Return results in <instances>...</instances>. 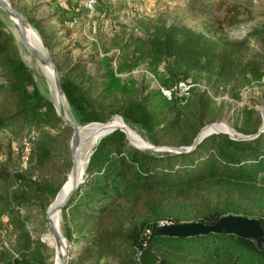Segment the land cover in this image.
I'll return each instance as SVG.
<instances>
[{
    "label": "trees",
    "instance_id": "1",
    "mask_svg": "<svg viewBox=\"0 0 264 264\" xmlns=\"http://www.w3.org/2000/svg\"><path fill=\"white\" fill-rule=\"evenodd\" d=\"M94 3L104 5L101 0ZM214 5L223 8L219 26L238 22L242 13L238 5L226 0H217ZM74 7L69 3L56 6L52 14L65 28L63 34H68V24L87 11ZM102 15L98 10L95 18ZM5 26L0 16V133L5 132L8 150L19 157L20 150L14 153L12 145L27 140L33 166L29 160L13 172L0 169V227L6 229L8 224L15 237L10 250L0 251V264H41L37 253V247L42 246L40 237L33 241L31 234L39 235L37 225L45 223L44 217L30 230L26 226L32 214L41 213L34 200L46 202L55 197L65 182L71 128L56 115L53 101L37 90L33 74L20 59ZM38 31L45 42L46 33ZM93 44L94 53L89 52L84 60L68 64L66 57L54 60L65 98L84 124L103 122L119 112L124 120L139 126L151 144L179 147L189 145L202 126L222 116L223 106H215L205 89H191L181 104L177 97L167 100L159 88L140 86L127 92L112 67L111 60L117 70L144 62L163 88L187 80L194 72L207 73L211 86L232 82L238 67L233 53L204 34L184 26L157 24L150 32L131 36L112 57H102L100 72L77 73L76 69L83 68L87 61L97 62V47ZM248 82L242 77V84ZM254 113L252 107L244 108V122L238 131L256 132L260 120L256 116L251 121ZM127 139L115 129L98 141L78 187L61 209L64 237L72 252L69 264H80L79 259L90 250L115 259L116 264H138L136 251L144 247L157 255L156 264H264V244L232 233L150 235L160 221L209 225L223 215L246 213L239 206L250 189L255 188V193L263 187L264 191L263 131L245 141L212 133L193 148L177 153L140 150L129 145ZM33 169L46 173L49 179H40ZM35 210L40 213H32ZM242 216L257 219L264 234V213ZM145 229L149 230L146 235ZM28 251L30 256L26 257Z\"/></svg>",
    "mask_w": 264,
    "mask_h": 264
},
{
    "label": "rangeland",
    "instance_id": "2",
    "mask_svg": "<svg viewBox=\"0 0 264 264\" xmlns=\"http://www.w3.org/2000/svg\"><path fill=\"white\" fill-rule=\"evenodd\" d=\"M7 1L12 7L21 12L36 29L53 64L54 60L59 56L66 57L65 64L86 59L89 52L94 53L93 43L95 42L97 47V62L90 60L86 62L83 68H77V73L82 75H92L100 72L103 64L102 57H112L117 53L120 45L128 42L131 36L134 37L150 32L157 24H174L200 32L214 40L219 47H224L225 51L232 52V58L238 64L236 77L232 82L225 85L211 86L210 76L204 72H194L187 78L189 82L195 85L192 88L193 91L205 89L215 106H223L222 116L206 124L219 122L217 128L221 130L248 135L238 131V127L244 122L242 118L244 108L252 107L255 113L251 116V121L253 122L255 117L258 116L260 120L258 127L261 125V115H264V0H226V3L236 4L242 10V13L238 16V22L231 26L218 25L217 22L223 15V8L216 9L214 2L217 0H101V3L103 2L105 6L94 3L92 12H81L75 18L74 23L68 24L67 35L63 34L65 28L60 26L52 14L56 6H67L68 3L70 6H75V10L82 9L84 0ZM98 10H101L103 15L99 19H96ZM0 16L7 24V27H5L13 36L20 59H23V63L25 62L26 67L28 66L31 70L37 90L42 96L48 97L53 101L50 96L49 78L44 74L42 65L46 68L48 67L44 64L41 65L38 59L21 42L11 20L4 18L6 14L1 13ZM38 28L46 33V43L42 39ZM111 62L114 76L120 84L127 86V92H131L140 86H145L148 89L159 88L153 72L145 67L144 62L123 70H117L114 60H111ZM242 64L245 66H242ZM242 77L248 78L249 82L242 84ZM64 104L65 115L70 121L76 125H80L85 134L95 131L88 140L89 148H92L105 129L101 128L102 125L97 124V121H88L92 123L86 122L87 124L80 122L77 124L76 122L79 121V117L77 118L74 115L68 101L65 99ZM56 108L57 110L59 109L57 106ZM54 110H56L55 107ZM109 117L110 121L108 120L107 127H124L129 132L131 140L128 139L132 145L145 148L135 144H140L141 139L149 143L144 136L143 130L134 123L124 120L119 112H114ZM262 131L264 132V123ZM3 135H6L5 132L3 134L0 133V169L13 172L25 167L29 160L30 166H33L31 146L29 149L23 150L27 155V159L25 165H22L21 157L8 150L6 139ZM67 172L68 170L65 173V177ZM33 174L37 175L40 179H49L46 173L38 169H33ZM262 188L258 187L259 191L255 193H253L256 190L255 188L250 189L251 191L246 194L245 199L239 206L246 213L239 211V215L256 216L264 213V191H261ZM60 191L58 192L60 193ZM58 192L57 194L55 193L56 197L47 198L46 202L41 198L34 200L36 207L41 213L37 210L32 212L40 214H32L30 216L29 223L26 226L29 230L31 225L39 222L40 217H44L47 206L52 205L59 194ZM20 211L21 213L23 212L22 210ZM44 220V224L37 225L39 235L31 234V239L35 241L40 237L38 241H40L42 246L37 247V253L42 258L41 264H59V257L57 256L55 247L49 241V237L52 239V234L49 231L45 218ZM53 223L59 229L61 237L67 246V259L65 263L69 264L72 252L67 240L65 242V223L61 210L59 213L53 215ZM8 227V224L6 229L0 227V251L10 250L15 241L14 233H11ZM33 233H36V231H33ZM47 235L48 237H46ZM25 256H30V252H25ZM79 263L116 264V260L90 250V252L79 259Z\"/></svg>",
    "mask_w": 264,
    "mask_h": 264
},
{
    "label": "water",
    "instance_id": "3",
    "mask_svg": "<svg viewBox=\"0 0 264 264\" xmlns=\"http://www.w3.org/2000/svg\"><path fill=\"white\" fill-rule=\"evenodd\" d=\"M1 13H12L16 16H18L19 18H21L23 20V23L26 26L31 27L34 32L37 35V39L39 41V49H40V53L42 56V59L44 62H48L51 64L54 73L56 75V78L58 80L59 83V87H58V92L63 94L64 97H66V95L64 94V92L61 89V85H60V80H59V73L55 67V65L52 63L51 58L49 57L46 48L38 34V32L36 31V29L29 23V21L22 15L21 12H19L17 9H15L14 7H12L10 4L7 5H0V14ZM18 36L20 37V39L22 38L21 33L18 34ZM51 102V101H50ZM53 105V104H52ZM56 112V110H55ZM56 115L58 116L57 112ZM110 119V117L103 122H99L102 124H106L107 121ZM81 121V118L79 116V121L76 122L77 124H79ZM95 122V121H94ZM218 122H211L208 124H205L204 126H202L198 132L196 133V135L194 136V138L192 139L191 143L187 146H179V147H173V146H155L153 144H151L149 142V146L145 147V148H138L134 145H132L131 143H129L126 133L124 132L123 129L121 128H109L106 129L101 136L98 138V141L104 137L105 135L109 134L110 132H112L115 129H118L120 131H122L127 139V143L135 148H138L140 150L146 149V150H152L155 152H171V153H177V152H181V151H187L191 148H193L203 137L212 134V133H223L226 134L227 137L229 139H231L230 135L227 132L224 131H219V130H215V129H208L206 131H202L205 127L209 126V125H216ZM263 123H264V115H261V125L257 128L256 132L253 134H248V135H242L239 133H236L237 135L242 137V140H251L253 138H255L256 136H258V134L262 131L263 129ZM65 125L69 126L71 128V135H70V139H69V145H68V149H69V160H70V165H69V169L68 172L66 174V177L64 179V181L69 177L71 183L69 188L67 189V191L64 193L63 197L59 200L58 203H56L55 205V209L57 210L58 213L60 212V210L62 209V207L64 206L65 202L67 201V199L70 197V195L72 194L73 190L76 189L78 187V184L80 183L82 176L84 174V170L86 168V164L88 162V158L92 152V149L94 148V146L98 143V141L96 142V144L91 148V150L89 151L88 155H87V159H86V163L84 166V169L81 170L79 169V165L77 163V161L75 160L74 157V144L71 145V141H75L76 139V125L74 124H70V123H64ZM232 140V139H231ZM62 186V185H61ZM60 186V187H61ZM59 187V189H60ZM58 189V191H59ZM57 191V192H58ZM56 192V194H57ZM55 194V197H56ZM50 204V203H49ZM49 206V205H48ZM47 206L46 210H45V215L44 218L47 221L48 224V228L50 233L54 236V238H58L60 236V233H58V231L56 230V228H54V226L52 225V223L49 221L48 219V210L49 207ZM209 231H213V232H223V233H232L238 237L241 238H249V239H253L257 244L259 245H263L264 244V234L263 231L261 229V227L259 226L258 220L255 218H248L242 215H233V214H227V215H223L220 218H218L214 223L209 224V225H204L202 223L199 222H182V223H178V224H173V223H169L166 225H161V226H155L150 230V235H168V236H186V235H193V234H197V233H205V232H209ZM65 239V238H64ZM66 242V239H65ZM66 259H67V246L66 244L63 245V254L61 257V264L64 263L66 264ZM158 260V257L156 254H154L149 248L144 247L141 249V251L139 252L138 256H137V262L138 264H156Z\"/></svg>",
    "mask_w": 264,
    "mask_h": 264
},
{
    "label": "bare ground",
    "instance_id": "4",
    "mask_svg": "<svg viewBox=\"0 0 264 264\" xmlns=\"http://www.w3.org/2000/svg\"><path fill=\"white\" fill-rule=\"evenodd\" d=\"M1 4L7 5L10 3L7 0H0V5ZM5 14H6V18L11 20L12 24L16 28L15 31H16L17 35L19 33H21L22 38L20 39V37L19 36L18 37L21 40V42L25 45V47L38 59V61L41 65L44 64L48 67V68H46L45 66L42 65V69L44 71V74H46L49 78L50 96L53 99V104H54V106L56 105L59 108L58 110L56 108L59 117L64 121V123L74 124L65 115L66 110H65L64 99L66 100V98L63 96V94L59 93L57 90L59 87V83H58V80L56 78V75L54 73V70H53L51 64L48 62H44L42 59L40 49H39V41L37 39L36 33L34 32V30L31 27L26 26L23 23V20L21 18H19L18 16L14 15L12 13H5ZM109 121H107V123ZM107 123L102 124V123L97 122V124H101L102 125L101 128H103L105 130L109 129L107 127ZM74 125H76V124H74ZM217 125H219V122L216 125H209V126L205 127L202 131H206L208 129H215V130L227 132L231 138L242 139V137L237 135L236 132L231 133V132H228L225 130H221L220 128H217ZM114 128L123 129L124 132L126 133L127 137L130 139L129 132H127V130L124 127H114ZM94 133H95V131L94 132L92 131L89 134H85L82 127L80 125H76V139L74 142L71 141V145L74 144L73 153H74L75 160L77 161V163L79 165V169L81 170V172L84 169L86 159H87V155H88L89 151L91 150V148H89L90 146L88 145V140H89L90 136H92ZM139 143L140 144H138V143H135V144L140 145L142 147H148L149 146V143L145 140L143 141L142 139H141V142H139ZM70 183H71V181L68 177L65 180L64 184L62 185L63 188L61 187L62 189H60L61 190L60 193L58 192L59 194H58L57 198L53 201L52 205L49 206V210H48V214H47L49 221L52 223L54 228H56L58 233H60V231L53 223V215L58 213L57 210H54L55 209L54 207H55L56 203H58L59 200L63 197L64 193L69 188ZM46 237H48V235ZM49 238H50L49 241H51L52 244L54 245L57 256L59 257V264H61V257L63 254V245L65 244L63 241V238L61 237V233L57 239L54 238L53 235H52V239H51V237H49ZM62 264H64V263H62Z\"/></svg>",
    "mask_w": 264,
    "mask_h": 264
},
{
    "label": "built area",
    "instance_id": "5",
    "mask_svg": "<svg viewBox=\"0 0 264 264\" xmlns=\"http://www.w3.org/2000/svg\"><path fill=\"white\" fill-rule=\"evenodd\" d=\"M94 1L95 0H84L82 5L87 11L92 12V6L94 4ZM194 86H195L194 83L189 82L188 80H180L169 88L159 87V90L167 100H169L171 97H177L178 102L181 104L184 102L185 98L188 96V94L190 93L191 89ZM29 147H30V143L25 139L12 145V151L14 153H17L20 150L22 165H25L27 159V155L23 152V150H27L29 149ZM169 223H170L169 221H160L158 222L157 226L166 225ZM148 233H149L148 229H145L143 232L144 235ZM142 245H144V243ZM140 251L141 249H138L136 251L137 256Z\"/></svg>",
    "mask_w": 264,
    "mask_h": 264
}]
</instances>
